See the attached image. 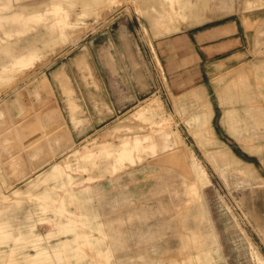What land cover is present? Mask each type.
<instances>
[{"label": "rangeland", "instance_id": "rangeland-1", "mask_svg": "<svg viewBox=\"0 0 264 264\" xmlns=\"http://www.w3.org/2000/svg\"><path fill=\"white\" fill-rule=\"evenodd\" d=\"M0 264H264V0H0Z\"/></svg>", "mask_w": 264, "mask_h": 264}, {"label": "crops", "instance_id": "crops-1", "mask_svg": "<svg viewBox=\"0 0 264 264\" xmlns=\"http://www.w3.org/2000/svg\"><path fill=\"white\" fill-rule=\"evenodd\" d=\"M224 29H229V30L231 29V32L235 35L237 33V29L234 25H226V26L223 25L215 29L209 28L197 36L196 45L197 46L200 45L202 47L205 56L213 57L214 54L216 53L215 51L218 52L220 50L222 52H226L228 50H231L234 47L232 46V44L240 41V37L239 40H237L238 37L227 39V37L229 36H225V34H222V31H224ZM236 44H239V42Z\"/></svg>", "mask_w": 264, "mask_h": 264}, {"label": "bare ground", "instance_id": "bare-ground-1", "mask_svg": "<svg viewBox=\"0 0 264 264\" xmlns=\"http://www.w3.org/2000/svg\"><path fill=\"white\" fill-rule=\"evenodd\" d=\"M18 62V61H17ZM82 66V65H81ZM90 67V66H89ZM84 71V70H83ZM62 72V71H61ZM84 72H86V71H84ZM87 74V73H86ZM62 75V74H61ZM63 76V75H62ZM59 77V76H58ZM55 78V77H54ZM62 78H64V77H62ZM89 78V77H88ZM58 79V78H57ZM87 79V78H86ZM61 82V81H60ZM59 82V83H60ZM91 82V81H90ZM63 84V83H62ZM86 84L88 85V83L86 82ZM65 87V86H64Z\"/></svg>", "mask_w": 264, "mask_h": 264}]
</instances>
